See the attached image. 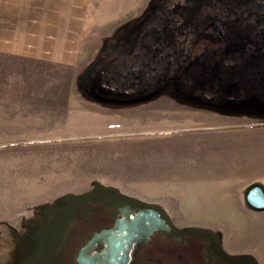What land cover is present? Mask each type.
I'll return each instance as SVG.
<instances>
[{"label":"rangeland","instance_id":"obj_1","mask_svg":"<svg viewBox=\"0 0 264 264\" xmlns=\"http://www.w3.org/2000/svg\"><path fill=\"white\" fill-rule=\"evenodd\" d=\"M74 2L0 0V264H14L37 206L96 179L177 207L178 225L215 229L230 251L264 248V218L237 202L253 177H264V116L218 125L215 114L168 96L138 105L92 100L80 89L81 73L98 59L104 71L125 31L132 39L138 33L153 0L143 17L107 37L82 26L87 19L76 21L81 36L70 42L65 32L78 25L64 8L72 11ZM205 137L219 141L206 144ZM191 146L231 154L203 158ZM217 208L237 212L197 217Z\"/></svg>","mask_w":264,"mask_h":264},{"label":"flooded vegetation","instance_id":"obj_2","mask_svg":"<svg viewBox=\"0 0 264 264\" xmlns=\"http://www.w3.org/2000/svg\"><path fill=\"white\" fill-rule=\"evenodd\" d=\"M140 21L133 39L129 29L122 35L121 52L108 57L103 72L98 59L81 73L80 89L92 100L138 105L168 96L218 122L264 116V0H153ZM66 194L37 206L14 264H258L225 248L219 231L178 225L165 204L112 183L96 179ZM124 195L159 205L168 219L144 214ZM66 222L56 247L40 236L53 227L58 234Z\"/></svg>","mask_w":264,"mask_h":264},{"label":"crops","instance_id":"obj_3","mask_svg":"<svg viewBox=\"0 0 264 264\" xmlns=\"http://www.w3.org/2000/svg\"><path fill=\"white\" fill-rule=\"evenodd\" d=\"M150 4V0H75L74 3H71L69 8L72 11H68L64 8V12L66 13V18H70L72 22H74L73 31L71 32H65L68 36H70V39L68 41L75 42L76 40L80 39L81 36V28L82 26H89L90 31L91 28L93 29L91 32L102 36H109L116 28H120L122 26H125L126 24L130 23L133 20L139 19L148 5ZM75 10L77 12H75ZM83 20V22L87 19L89 21V24L82 25L83 23L78 24L80 20ZM62 19V18H61ZM78 21V22H76ZM82 25V26H80ZM90 32V34H92ZM88 34V35H90ZM224 121L221 124L223 125ZM246 126V125H244ZM206 144H215L217 143L218 137H205ZM192 154L198 155V156H209V155H220L224 153H230L226 152L225 149L218 148V147H189L187 148ZM244 154L243 151L237 152V155ZM201 158V157H200ZM199 158V159H200ZM261 178V179H259ZM252 181H249V184L252 182H264L263 176H255L251 179ZM103 181L104 180H100ZM113 185L118 186L116 183H112ZM248 185V184H247ZM238 187H241L238 186ZM243 190V189H242ZM242 192V191H241ZM242 200V199H241ZM238 198V207H244L246 211H251L247 209L243 203ZM166 205V204H165ZM168 207L169 211L174 214L177 218H183L182 213L180 210L176 207L175 209L169 204L166 205ZM242 208V209H244ZM237 212V208H226V209H215L210 212H207L202 215H198L197 217H207V218H227L230 216H233L234 213ZM253 215L261 214L264 218V211L263 212H254L251 211ZM196 216V215H194ZM244 252L249 253L252 255V257L257 261L258 264H264V248H259L256 246H253L251 248H244Z\"/></svg>","mask_w":264,"mask_h":264},{"label":"water","instance_id":"obj_4","mask_svg":"<svg viewBox=\"0 0 264 264\" xmlns=\"http://www.w3.org/2000/svg\"><path fill=\"white\" fill-rule=\"evenodd\" d=\"M109 189L112 190L113 192H118L117 189L114 187L109 188ZM70 196H72V195L66 194V198L70 197ZM241 196H242V202L247 209L254 211V212H263L264 211V185L261 184L260 182H252V183L248 184L245 188H243V190L241 192ZM123 197L127 200L136 201L137 203L142 205L144 214H148L152 211L161 212V213L165 214V216L168 219V216L164 212L162 207H160L159 205H157L155 203L141 202V201L136 200V198H133L132 196H129V195H124ZM71 199L72 198H69L68 200H71ZM67 225H68V222L64 223V225H62L63 229L58 234H55V232H54L55 227H53L50 230H48L44 233H41L40 236L43 235V237L45 238L46 242L49 245L52 244V246L56 247L63 240L64 231H65V228L67 227ZM189 229L192 231L198 232V233L208 232V230L198 228V227H190ZM92 236L94 237L96 235L93 234ZM52 238H53V240H52Z\"/></svg>","mask_w":264,"mask_h":264}]
</instances>
